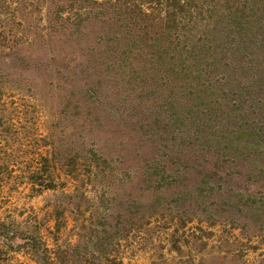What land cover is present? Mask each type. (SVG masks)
Segmentation results:
<instances>
[{
  "label": "rangeland",
  "instance_id": "374dc122",
  "mask_svg": "<svg viewBox=\"0 0 264 264\" xmlns=\"http://www.w3.org/2000/svg\"><path fill=\"white\" fill-rule=\"evenodd\" d=\"M176 2L125 0L110 22L91 0L0 1V219L16 236L64 191L113 216L124 264H264V213L237 201L264 207V0ZM50 174L55 190L34 185Z\"/></svg>",
  "mask_w": 264,
  "mask_h": 264
},
{
  "label": "trees",
  "instance_id": "16d2710c",
  "mask_svg": "<svg viewBox=\"0 0 264 264\" xmlns=\"http://www.w3.org/2000/svg\"><path fill=\"white\" fill-rule=\"evenodd\" d=\"M5 1L7 0H0ZM93 3L100 9L103 7L105 10L99 12V18L104 21L112 22L117 10H112L120 5H122L125 0H91ZM134 6L140 8L141 0H134ZM178 4H182L184 0H176ZM138 3V4H137ZM113 11L111 16L108 14L110 11ZM136 12H138L136 10ZM131 17L134 18V14H131ZM7 60L6 57H1L0 60ZM255 81V84L258 86L264 87V76H256L252 78ZM259 92V91H258ZM261 93V90L259 92ZM243 141L240 140L241 144ZM239 144V145H240ZM237 152L240 151V146L236 148ZM231 151H234L231 149ZM234 153V152H233ZM249 154H237L235 159H242L243 156H248ZM258 153L255 154L251 160L248 161L251 173L255 174L258 172L260 162L257 158ZM247 162V161H246ZM240 163L245 165L244 160H241ZM247 163V164H248ZM260 171V169H259ZM261 175V179L264 180V174ZM50 184H45V182L40 181L34 182L35 186L39 185L42 189L44 187L48 189L55 190L57 184L54 177L50 174L49 179L46 180ZM66 187V186H64ZM77 189V188H76ZM75 189V190H76ZM62 194L68 197V201L65 204L58 202L52 207L51 218L50 220L45 221V218L40 217V214L32 208V214L28 219V228L30 234L29 238H22L20 235L16 236L14 230L10 227V223H7L6 220L0 219V239H1V248H0V264H22L20 262H10L9 259H6V248H11L14 243H17L16 252H21L24 255L28 256L36 264H124L123 260L117 255L111 254L109 251V242L108 239L110 236L111 225L110 220H112L111 215L103 214L100 216V220L97 221V217L94 213L90 212L91 210H82V207L79 204H74L71 202L73 200L74 194H67L64 191ZM257 193L247 194V192H242L238 198V202H249L253 200V205L249 209L252 212L253 216L257 219H260L262 212L264 213V207L257 206L254 208L256 203ZM261 197L264 198V192L261 194ZM69 213L73 216L75 221L74 230L76 232L77 240L76 242L66 241L61 243L60 233L62 228H66L68 223L63 221L66 217V214ZM260 213V214H259ZM264 215V214H263ZM55 221V226H52V223ZM15 224V223H14ZM12 226V225H11ZM102 226L104 230L100 233L96 232L95 228ZM12 249V248H11Z\"/></svg>",
  "mask_w": 264,
  "mask_h": 264
}]
</instances>
